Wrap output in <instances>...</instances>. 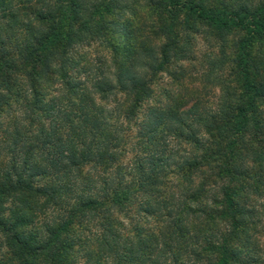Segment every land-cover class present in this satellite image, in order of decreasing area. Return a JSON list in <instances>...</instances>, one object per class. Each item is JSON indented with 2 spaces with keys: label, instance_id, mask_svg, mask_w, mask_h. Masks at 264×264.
I'll use <instances>...</instances> for the list:
<instances>
[{
  "label": "clouds",
  "instance_id": "obj_1",
  "mask_svg": "<svg viewBox=\"0 0 264 264\" xmlns=\"http://www.w3.org/2000/svg\"><path fill=\"white\" fill-rule=\"evenodd\" d=\"M111 2L114 41L111 28L101 35L89 23L92 35L78 32L79 46L49 56L44 69L33 72L17 56L14 90L0 80V178L9 174L15 189L0 187V264H45L52 248L60 250L57 264H126L129 250L143 264H220L225 247L229 264H264V151L240 137L247 147L232 162L236 181L217 174L222 162L204 163L215 143L208 121L235 103L220 72V44L205 55L193 47L192 36L210 38L207 22L194 15L180 50L169 46L162 78L145 48L162 59L169 36L148 27L157 19L149 0ZM222 3L229 20L233 12L252 19L264 10V0ZM66 7V0H0V51L47 32ZM110 43L137 53L132 68L118 72L126 62ZM256 108L264 128V103ZM227 195L234 218L222 214ZM21 218L26 227L11 223Z\"/></svg>",
  "mask_w": 264,
  "mask_h": 264
},
{
  "label": "trees",
  "instance_id": "obj_2",
  "mask_svg": "<svg viewBox=\"0 0 264 264\" xmlns=\"http://www.w3.org/2000/svg\"><path fill=\"white\" fill-rule=\"evenodd\" d=\"M66 4L67 7L59 11V23L53 21L47 32L38 37L30 34L29 38H25L23 47H17L14 51H0V80L10 91L15 88L11 71L19 70L22 66L15 62L17 56L23 61V66L36 72L47 67L46 61L49 56L55 53H66L69 48L75 50L79 46L78 32L88 31L89 35H92L88 28L89 23L94 24L96 32L101 35H107L111 28L113 41L119 35L117 31L119 21L112 19L114 8L111 0H97L96 4H91L90 0H80L79 4L77 0H66ZM149 6L157 18L155 24L148 25L152 29V34L157 38L160 34L169 36V43L161 52L162 59L155 56L154 50L145 48L146 55L159 61L157 67L162 78L165 77L164 67H171L172 63L168 54L169 46L180 50L183 30L191 26L189 22L194 15H198L199 19L207 22V29L204 30L205 27L202 26V30L208 32L210 38L220 44V72L227 77L230 83L235 103L222 117H213L208 121V128L215 143L206 150L204 163L220 161L222 163L217 164V174L222 177H231L233 181L238 180L239 177L233 170L232 162L237 152L247 147L241 144L240 137L250 136L256 145V151H264V128H261L257 119L256 108L258 103H264V10L260 14H255L252 19H249L247 15L237 16L233 12L229 20L224 18L228 14V8L222 0H211V2L209 0H149ZM181 17H183L182 20ZM127 23L130 25L131 21ZM231 29H239L240 33L247 36L240 40L229 39ZM124 36L127 40L126 33ZM196 42L197 39L192 36L191 43L194 48L197 45ZM110 46L115 56L123 58L126 62V66L117 63L118 72L133 67L131 63H128L133 56L137 55L133 49L116 43H110ZM138 106V104L133 106L130 110L132 114ZM41 136H45L43 131ZM50 139H56L55 131L45 138V146L48 145ZM110 139L113 142L117 141L116 136H111ZM116 146L118 147L119 144L116 143ZM104 162L101 160V163ZM197 167L200 165L197 164ZM0 187L15 191L11 186L9 174L0 178ZM231 191L232 188L226 190L227 193ZM0 195L3 193L0 192ZM113 195L116 200H120L123 194L115 192ZM88 207H93V205L89 204ZM222 214L231 215L233 218L236 215V208L230 195L226 197ZM77 218L78 213L72 214L61 230L67 231L77 221ZM11 223L14 226L26 227L28 220L21 218ZM2 225L3 221L0 220V226ZM53 240L61 245L64 243L60 241L58 233L53 235ZM17 243L19 244V241ZM20 247L22 251H28L26 244ZM222 252L223 258L220 264H229L234 257L226 247L222 249ZM59 258L58 248L47 250L45 264H57ZM139 259L132 250H129L125 258L126 264H142L143 261Z\"/></svg>",
  "mask_w": 264,
  "mask_h": 264
},
{
  "label": "rangeland",
  "instance_id": "obj_3",
  "mask_svg": "<svg viewBox=\"0 0 264 264\" xmlns=\"http://www.w3.org/2000/svg\"><path fill=\"white\" fill-rule=\"evenodd\" d=\"M182 20V17H181ZM206 28H204V30H206ZM236 29H231L230 34L228 35L229 39H233V40H240V39H244L247 35L240 33V31H235ZM116 39V37H115ZM197 45H196V49H198L201 53V55H205L209 52V50L217 43V41H215L213 38H209L207 40L204 39L203 36H201L199 39H197ZM139 261H142L141 259H139ZM139 264V263H137ZM143 264V263H142Z\"/></svg>",
  "mask_w": 264,
  "mask_h": 264
}]
</instances>
